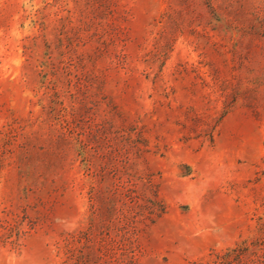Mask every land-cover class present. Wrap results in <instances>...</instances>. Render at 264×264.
<instances>
[{
	"label": "rangeland",
	"instance_id": "1",
	"mask_svg": "<svg viewBox=\"0 0 264 264\" xmlns=\"http://www.w3.org/2000/svg\"><path fill=\"white\" fill-rule=\"evenodd\" d=\"M264 260V0H0V264Z\"/></svg>",
	"mask_w": 264,
	"mask_h": 264
},
{
	"label": "trees",
	"instance_id": "2",
	"mask_svg": "<svg viewBox=\"0 0 264 264\" xmlns=\"http://www.w3.org/2000/svg\"><path fill=\"white\" fill-rule=\"evenodd\" d=\"M248 251V246H241L240 244L229 249L224 254L217 255L215 259L209 262H194L193 264H264V260L261 257L256 259L250 255L247 257Z\"/></svg>",
	"mask_w": 264,
	"mask_h": 264
}]
</instances>
